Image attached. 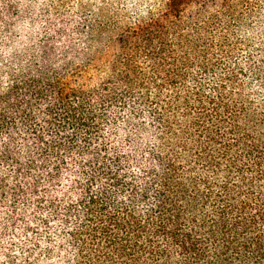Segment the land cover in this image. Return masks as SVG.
Returning <instances> with one entry per match:
<instances>
[{
	"label": "trees",
	"instance_id": "obj_1",
	"mask_svg": "<svg viewBox=\"0 0 264 264\" xmlns=\"http://www.w3.org/2000/svg\"><path fill=\"white\" fill-rule=\"evenodd\" d=\"M74 7L0 0V264H264V0Z\"/></svg>",
	"mask_w": 264,
	"mask_h": 264
},
{
	"label": "rangeland",
	"instance_id": "obj_2",
	"mask_svg": "<svg viewBox=\"0 0 264 264\" xmlns=\"http://www.w3.org/2000/svg\"><path fill=\"white\" fill-rule=\"evenodd\" d=\"M157 0H74V9H77L79 5H85L86 13L98 14L105 9L106 12H120L124 14L126 18L137 16L145 8L152 6V2L156 3ZM96 18V17H95Z\"/></svg>",
	"mask_w": 264,
	"mask_h": 264
}]
</instances>
